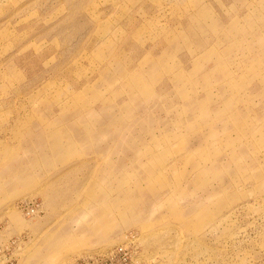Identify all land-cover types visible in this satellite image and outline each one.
<instances>
[{
    "label": "rangeland",
    "instance_id": "1",
    "mask_svg": "<svg viewBox=\"0 0 264 264\" xmlns=\"http://www.w3.org/2000/svg\"><path fill=\"white\" fill-rule=\"evenodd\" d=\"M0 264H264V0H0Z\"/></svg>",
    "mask_w": 264,
    "mask_h": 264
},
{
    "label": "built area",
    "instance_id": "2",
    "mask_svg": "<svg viewBox=\"0 0 264 264\" xmlns=\"http://www.w3.org/2000/svg\"><path fill=\"white\" fill-rule=\"evenodd\" d=\"M25 210H26L27 213H33L36 210V207H33L31 205H27L25 207Z\"/></svg>",
    "mask_w": 264,
    "mask_h": 264
}]
</instances>
